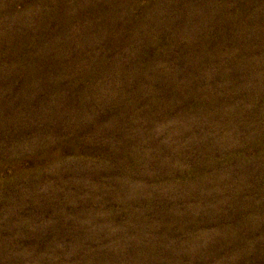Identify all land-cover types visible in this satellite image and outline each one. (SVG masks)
Here are the masks:
<instances>
[{"label": "rangeland", "instance_id": "obj_1", "mask_svg": "<svg viewBox=\"0 0 264 264\" xmlns=\"http://www.w3.org/2000/svg\"><path fill=\"white\" fill-rule=\"evenodd\" d=\"M0 264H264V0H0Z\"/></svg>", "mask_w": 264, "mask_h": 264}]
</instances>
